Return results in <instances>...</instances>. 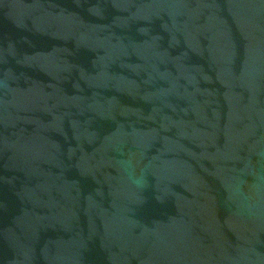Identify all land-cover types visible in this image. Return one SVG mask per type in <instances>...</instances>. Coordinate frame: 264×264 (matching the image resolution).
Returning <instances> with one entry per match:
<instances>
[{
    "label": "water",
    "instance_id": "1",
    "mask_svg": "<svg viewBox=\"0 0 264 264\" xmlns=\"http://www.w3.org/2000/svg\"><path fill=\"white\" fill-rule=\"evenodd\" d=\"M0 264H264V0H0Z\"/></svg>",
    "mask_w": 264,
    "mask_h": 264
}]
</instances>
